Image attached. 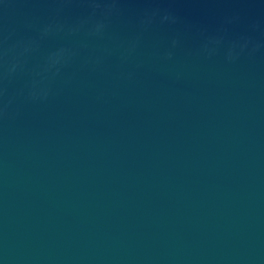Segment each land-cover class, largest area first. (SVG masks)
<instances>
[{
    "label": "water",
    "instance_id": "95a60500",
    "mask_svg": "<svg viewBox=\"0 0 264 264\" xmlns=\"http://www.w3.org/2000/svg\"><path fill=\"white\" fill-rule=\"evenodd\" d=\"M0 264H264V0H0Z\"/></svg>",
    "mask_w": 264,
    "mask_h": 264
}]
</instances>
